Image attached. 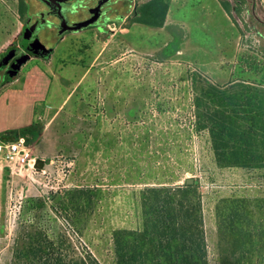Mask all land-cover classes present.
Here are the masks:
<instances>
[{
	"label": "rangeland",
	"instance_id": "rangeland-1",
	"mask_svg": "<svg viewBox=\"0 0 264 264\" xmlns=\"http://www.w3.org/2000/svg\"><path fill=\"white\" fill-rule=\"evenodd\" d=\"M167 16L162 27L68 35L0 86V132L29 127L37 161L21 173L0 165V264L22 263L14 252L39 217L75 250L116 264L114 231L143 225L141 191L189 178L201 191L209 264H234L216 207L264 197V169L216 164L207 135L194 130L192 77L224 84L264 73V0H170ZM20 26L17 1L0 0V53ZM81 188L90 191L63 210ZM39 196L44 210H28Z\"/></svg>",
	"mask_w": 264,
	"mask_h": 264
},
{
	"label": "trees",
	"instance_id": "trees-1",
	"mask_svg": "<svg viewBox=\"0 0 264 264\" xmlns=\"http://www.w3.org/2000/svg\"><path fill=\"white\" fill-rule=\"evenodd\" d=\"M169 6L170 0H145L130 21L162 27ZM223 7L229 10V3L224 1ZM192 78L194 130L207 135L216 164L264 169V73H239L224 84L198 74ZM28 131L29 127L5 130L0 137L28 139ZM89 191L74 189L62 201L63 210L73 207V194L79 198ZM44 198L30 197L27 209L44 210ZM141 207L140 229L120 228L113 233L116 264H209L198 183L149 186L141 191ZM216 214L227 254H237L234 264H264V197H224ZM42 222L39 217L31 225L23 247L15 250L19 264H100L91 251L75 250L66 235L49 233Z\"/></svg>",
	"mask_w": 264,
	"mask_h": 264
},
{
	"label": "flooded vegetation",
	"instance_id": "flooded-vegetation-1",
	"mask_svg": "<svg viewBox=\"0 0 264 264\" xmlns=\"http://www.w3.org/2000/svg\"><path fill=\"white\" fill-rule=\"evenodd\" d=\"M16 1L17 8L23 7L22 12L18 9L21 26L17 39L0 53V86L13 81L31 59H49L68 35L131 24V17L145 0ZM85 22L88 24L75 28Z\"/></svg>",
	"mask_w": 264,
	"mask_h": 264
},
{
	"label": "built area",
	"instance_id": "built-area-1",
	"mask_svg": "<svg viewBox=\"0 0 264 264\" xmlns=\"http://www.w3.org/2000/svg\"><path fill=\"white\" fill-rule=\"evenodd\" d=\"M33 143L25 137L6 141L0 137V165L10 171L36 170V156Z\"/></svg>",
	"mask_w": 264,
	"mask_h": 264
},
{
	"label": "water",
	"instance_id": "water-1",
	"mask_svg": "<svg viewBox=\"0 0 264 264\" xmlns=\"http://www.w3.org/2000/svg\"><path fill=\"white\" fill-rule=\"evenodd\" d=\"M86 24H88V22H85V23L79 24V25H77L75 28L81 27V26L86 25ZM49 51H50L49 49L46 51V53H45L46 55H45V56H47V55L49 54ZM187 182H188V183H191V182H192V179L189 178V179L187 180Z\"/></svg>",
	"mask_w": 264,
	"mask_h": 264
},
{
	"label": "crops",
	"instance_id": "crops-1",
	"mask_svg": "<svg viewBox=\"0 0 264 264\" xmlns=\"http://www.w3.org/2000/svg\"><path fill=\"white\" fill-rule=\"evenodd\" d=\"M167 15H168V14H167ZM167 17H168V16H167ZM166 22H167V18H166L165 24H166ZM165 24H164V25H165ZM164 25H163V26H164Z\"/></svg>",
	"mask_w": 264,
	"mask_h": 264
}]
</instances>
